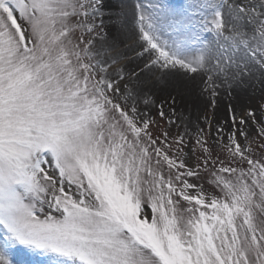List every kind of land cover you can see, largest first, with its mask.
<instances>
[{"label":"snow or ice","instance_id":"obj_1","mask_svg":"<svg viewBox=\"0 0 264 264\" xmlns=\"http://www.w3.org/2000/svg\"><path fill=\"white\" fill-rule=\"evenodd\" d=\"M254 82L264 0H0V264H264Z\"/></svg>","mask_w":264,"mask_h":264},{"label":"bare ground","instance_id":"obj_2","mask_svg":"<svg viewBox=\"0 0 264 264\" xmlns=\"http://www.w3.org/2000/svg\"><path fill=\"white\" fill-rule=\"evenodd\" d=\"M118 0H113L112 5L117 4ZM171 91V89L168 90H156V101H162V100H168L169 96L168 92ZM175 94V93H173ZM177 105L176 109L178 112L181 110L183 111L184 115L191 114L192 118L195 119L197 113L199 111H203V99L199 95V89L196 86H191L189 90H185L183 96L177 95ZM249 99L248 92L245 90V88L237 90L233 93V98L231 101L226 97V95H222L220 98V109L218 114L222 115L224 112H226L228 104L231 102L234 106L238 107H244L246 106Z\"/></svg>","mask_w":264,"mask_h":264},{"label":"rangeland","instance_id":"obj_3","mask_svg":"<svg viewBox=\"0 0 264 264\" xmlns=\"http://www.w3.org/2000/svg\"><path fill=\"white\" fill-rule=\"evenodd\" d=\"M106 2L112 5L113 0H106ZM147 2V0H144ZM161 3L165 4L170 8H182L184 7L186 0H160ZM248 92L249 99L246 104L248 107L256 108L261 103H264V84L259 82H254L252 87H243ZM242 88V89H243ZM157 103H164L167 105L169 103L168 100L158 101ZM203 111H199L202 114ZM0 243H3V236L0 235ZM10 259L13 264H47L46 258L36 255L34 253L29 252L27 249H24L23 246H15L10 250Z\"/></svg>","mask_w":264,"mask_h":264}]
</instances>
